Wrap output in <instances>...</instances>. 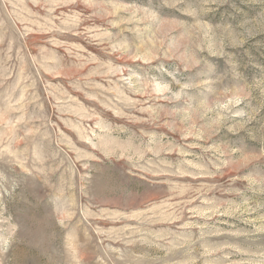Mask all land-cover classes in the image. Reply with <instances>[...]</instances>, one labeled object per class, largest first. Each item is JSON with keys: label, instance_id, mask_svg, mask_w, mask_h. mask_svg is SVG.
I'll use <instances>...</instances> for the list:
<instances>
[{"label": "rangeland", "instance_id": "374dc122", "mask_svg": "<svg viewBox=\"0 0 264 264\" xmlns=\"http://www.w3.org/2000/svg\"><path fill=\"white\" fill-rule=\"evenodd\" d=\"M0 264H264V0H0Z\"/></svg>", "mask_w": 264, "mask_h": 264}]
</instances>
